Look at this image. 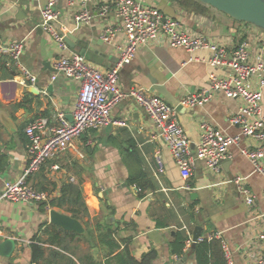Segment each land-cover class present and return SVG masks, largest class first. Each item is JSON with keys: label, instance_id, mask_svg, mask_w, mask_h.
Segmentation results:
<instances>
[{"label": "crops", "instance_id": "obj_1", "mask_svg": "<svg viewBox=\"0 0 264 264\" xmlns=\"http://www.w3.org/2000/svg\"><path fill=\"white\" fill-rule=\"evenodd\" d=\"M137 1L180 19L186 32L204 35L229 48L249 39L245 27L212 7L207 6V14H196L174 0ZM104 2L91 0L88 8L93 17L85 24L75 21L76 7L62 0L57 5L59 18L55 24L65 34V40L68 34L76 39L74 47L69 46V53H79L87 63L103 72L116 65L119 47L126 40L123 24L113 11L105 17L100 15L99 5ZM44 6L45 2L38 0H0V37L7 43L25 41L21 60L36 75L34 88L39 92L33 94L32 87L23 84L8 56L0 58V157L6 160L5 167L0 169V196L5 184L18 179L29 165L26 127L40 117L54 122V116L60 111L71 115L80 88L76 80L63 76L52 79L53 64L61 50L40 27ZM107 28L115 31L109 41L102 39ZM258 40V43L252 42L250 49L254 61L264 49V40ZM210 56L208 49L187 51L160 38L139 47L132 63L121 69L119 84L126 94L135 87H143L157 95L150 90L153 81L165 85L180 100L207 87L211 73L226 74L225 69H216L207 63ZM241 106L239 99L212 92L208 103L189 108L192 111H178V117L195 147L202 122L229 135H241V127L230 123ZM112 118L123 124L86 131L66 152L47 161L28 179L36 189L47 190L51 198L59 195L63 183L81 187L90 218L79 220L85 228L82 234L85 237L74 249L76 256L89 254L104 264L127 249L139 261L152 253L150 264H198L192 246L181 260L174 259L173 243L184 226L192 236L195 227H201L200 239L219 233L235 264H248L262 252L259 235L264 228V177L253 173L252 163L242 154V149L254 148L257 140L241 137L239 144L230 148L231 157L224 162H231L228 171L224 163L221 170L215 172L203 161H197L192 175L184 179L168 146L159 137L157 127L131 96L127 95L114 106ZM157 152L162 155L165 171L156 176L154 157ZM140 170L147 174L142 183L147 181L153 186L145 190L143 197L136 185L128 183L130 174ZM230 174L233 179L247 177V185L255 195L254 205L244 202L236 185L230 181ZM41 204L0 200V241H15L14 252L9 257L0 255V264H33L31 245L42 235V226L51 224V208L43 212ZM105 225L112 227L120 245L114 254L110 246L100 240L98 226Z\"/></svg>", "mask_w": 264, "mask_h": 264}, {"label": "built area", "instance_id": "obj_2", "mask_svg": "<svg viewBox=\"0 0 264 264\" xmlns=\"http://www.w3.org/2000/svg\"><path fill=\"white\" fill-rule=\"evenodd\" d=\"M38 1L45 2V6L41 9L40 27L51 35L61 50L59 58L53 64L52 79L63 76L76 80L80 83V88L71 113L72 121H69L65 112L60 111L54 116V122L40 117L26 127L29 165L18 179L5 184L0 200L29 205L48 203L51 195L31 185L28 181L29 177L38 172L47 161L66 152L86 131L123 124L113 120L112 110L127 95L146 110L184 179L192 175L197 161H203L208 169L219 172L223 163L231 157L230 148L239 144L241 137L258 141L254 148L242 149V154L252 163L253 173L264 177V56L260 54L254 61L251 58L249 41L243 40L237 46L229 48L208 40L204 35H192L186 32L180 19L169 17L154 6L137 0H105L99 5L100 15L105 17L113 11L123 24L126 40L119 47V60L116 65L103 72L87 63L79 53H69L70 47L66 43L65 34L55 25L59 18L57 5L62 0ZM66 1L77 9L76 22L90 23L93 17L88 8L91 0ZM114 34L113 29L107 28L102 39L109 41ZM160 38H165L173 47H182L187 51L208 49L211 52L207 63L213 68L225 69L226 74L218 76L211 73L208 86L180 99V104L184 109L203 106L211 99L212 92H222L227 97L239 99L242 106L238 113L231 117L230 123L241 127V135L232 136L208 122H202L199 125L200 139L193 147L192 141L179 121L176 106L160 96L151 94L143 87H135L129 94L121 89L119 84L121 69L132 63L140 46L149 45ZM24 52V40L7 43L0 37V58L8 56L17 67L23 84L34 87L37 77L22 62ZM154 159L157 176L164 173L165 165L159 152L155 154ZM54 168L58 169V166ZM246 180L247 177L241 176L231 182L236 185L244 202L252 206L255 203V195ZM262 217L264 218V212ZM183 229L188 238L182 254L174 256L176 261L182 259L193 243L189 228L184 226ZM208 239L221 242L225 264H235L231 251L222 241L219 233L211 234ZM200 240L202 239L199 238ZM259 241L262 252L248 264H264V228L259 235Z\"/></svg>", "mask_w": 264, "mask_h": 264}, {"label": "trees", "instance_id": "obj_3", "mask_svg": "<svg viewBox=\"0 0 264 264\" xmlns=\"http://www.w3.org/2000/svg\"><path fill=\"white\" fill-rule=\"evenodd\" d=\"M174 1L178 2L181 7L196 14H202L207 11V6L196 0ZM0 165H2L0 169L4 168L6 165V160H3L2 157H0ZM146 178L147 174L142 170L131 173L129 177L128 183L137 186L140 197L145 195V190H147L148 187L153 188L147 181L142 183ZM40 191L48 192L47 190ZM46 208L62 210L78 220H82L85 217L90 218L88 208L82 196L81 187L71 182L63 183L57 197L51 198L48 203L41 204L43 212H45ZM42 228V235L36 237V243L31 245V262L33 264H102L101 262H97L93 256L89 254L76 256L74 249L77 248L78 242L81 241L85 235L65 231L54 224L46 223ZM98 228L100 240L104 241L106 245H109L110 251L112 252L111 254H114V252L120 248L119 243L114 238V230L109 225H105L103 228L98 226ZM187 238V233L184 229L177 232L176 240L173 243L174 256L182 254ZM44 246H47V248ZM193 252L199 259L198 264H225L224 252L219 240L202 239L198 241ZM152 255V253L147 254L139 261L133 258L129 251L125 249L106 260L104 264H150L153 259Z\"/></svg>", "mask_w": 264, "mask_h": 264}, {"label": "water", "instance_id": "obj_4", "mask_svg": "<svg viewBox=\"0 0 264 264\" xmlns=\"http://www.w3.org/2000/svg\"><path fill=\"white\" fill-rule=\"evenodd\" d=\"M199 3L212 7L217 11L225 14L232 20L253 25L261 30H264V0H196ZM75 37L68 34L66 37V43L70 47H74ZM81 54H84L81 52ZM152 92L156 93L161 98L168 100L172 105L177 107L179 112H183L184 108L180 104V100L171 93L165 85L156 83L152 81L151 89ZM30 92L38 95L39 92L36 88L32 87ZM186 111H192V109H186ZM69 121L73 120L72 115L68 116ZM230 161L224 163L223 167L228 171V166ZM230 181L233 180V175H229ZM49 221L65 231L75 232L78 234H84L85 228L82 223L72 216L59 212L56 209H51L49 211ZM201 227L196 226L193 232V243L192 248H195L199 241L201 234ZM15 250V241L13 239H5L0 241V255L9 257Z\"/></svg>", "mask_w": 264, "mask_h": 264}, {"label": "rangeland", "instance_id": "obj_5", "mask_svg": "<svg viewBox=\"0 0 264 264\" xmlns=\"http://www.w3.org/2000/svg\"><path fill=\"white\" fill-rule=\"evenodd\" d=\"M202 14H207V11L205 13ZM243 27H245L246 32L248 33V37L249 39H246L247 41H249L250 45H252L253 43H258L259 42V38L264 40V30H261L253 25H249V24H244V23H240ZM256 31H259V34L256 33ZM260 33H262V36H260ZM261 42V40H260ZM260 54H262V56H264V49L260 50Z\"/></svg>", "mask_w": 264, "mask_h": 264}]
</instances>
